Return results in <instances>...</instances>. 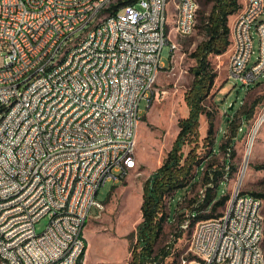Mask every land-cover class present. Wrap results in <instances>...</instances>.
<instances>
[{
    "label": "built area",
    "instance_id": "1",
    "mask_svg": "<svg viewBox=\"0 0 264 264\" xmlns=\"http://www.w3.org/2000/svg\"><path fill=\"white\" fill-rule=\"evenodd\" d=\"M170 1L177 6L0 0V264H83L85 224L93 207H105L98 192L133 169L141 102L153 92L164 46L177 47L166 32ZM108 7L118 17L108 18ZM198 10L199 0H184L182 36L192 34L190 11ZM263 14L264 0H245L231 26L228 72L246 86L264 76ZM66 46H74L72 66L50 72ZM262 205L235 190L222 214L196 223L181 264H264Z\"/></svg>",
    "mask_w": 264,
    "mask_h": 264
},
{
    "label": "rangeland",
    "instance_id": "2",
    "mask_svg": "<svg viewBox=\"0 0 264 264\" xmlns=\"http://www.w3.org/2000/svg\"><path fill=\"white\" fill-rule=\"evenodd\" d=\"M240 2L244 5L245 0ZM213 3L209 0H199L196 29L187 36L177 33L175 8L171 1L168 4L170 37L176 42L177 47L171 50L169 44L164 46L162 66L159 68L153 92L149 101L143 99L141 102L136 167L119 182L107 181L98 192L97 197L104 202L105 207L103 209L93 207L85 224L84 234L88 247L83 264H129L132 258L131 235L142 220L141 205L145 181L162 165L180 131V120L189 115L190 108L185 96L197 75L195 72L197 60L192 53L207 37L205 18L210 13ZM236 16L237 12L229 16L230 27ZM262 16L264 18V14ZM254 34L251 63L256 61L259 53V36L256 31ZM209 61L211 69L217 76L205 100V111L200 116L197 134L184 145V152L187 154L194 148L203 160L204 170L210 164L226 169L228 174L224 175V181L219 186V196L228 193L231 198L237 189L242 192L264 193V120L256 133L245 168L247 148L253 129L264 112V76L251 86L228 77V49L221 54H210ZM233 102L234 107L229 110V105ZM254 103L257 104L252 117L246 120L245 112L250 110ZM208 112L215 116L214 145L209 144L210 137H207ZM231 136L235 141L231 147V154H228L227 149L221 148V144ZM211 149L213 153H210ZM229 163L235 165V170L230 173ZM256 165L263 167L257 168ZM203 191L202 173H199L198 182L176 196L167 198L163 210L167 212L169 219L165 224L164 235L156 246V251L159 252L161 248L167 249L173 243L165 263L181 264L182 257L189 252L196 224L192 226L188 219L181 227L178 220L183 212L185 216L186 214L189 216V200L199 198ZM228 202L229 200L225 206L219 207L217 212L223 213ZM262 213L264 215V198ZM49 222L50 216H44L36 223L37 231L42 232ZM186 223L188 226L184 227ZM181 228L182 236L176 239V233H179Z\"/></svg>",
    "mask_w": 264,
    "mask_h": 264
},
{
    "label": "trees",
    "instance_id": "3",
    "mask_svg": "<svg viewBox=\"0 0 264 264\" xmlns=\"http://www.w3.org/2000/svg\"><path fill=\"white\" fill-rule=\"evenodd\" d=\"M209 1L214 3L205 18L207 37L197 45L192 53L197 60V69L195 70L197 75L185 96L190 108L189 115L180 120V131L162 165L145 181L141 205L142 220L131 235L133 237L131 240L132 258L129 264H169L165 263V259L170 255L173 243L167 249L161 248L159 252L156 251V246L164 235L165 224L169 219L163 207L166 205L168 197H174L198 182L199 173H202L204 191L199 198L189 200L190 214L185 216L184 212L181 213L178 220L181 227L183 222L188 219L194 226L199 220L222 214L217 212V209L225 206L230 199L228 193L218 195L224 175L228 174L226 169L210 164L204 170L203 160L194 148L187 154L184 152V145L197 134L200 116L205 111V100L210 94L217 76L216 72L211 69L209 55L212 53L221 54L229 48L231 33L229 16L238 13L243 8L240 0ZM256 104L254 103L251 109L245 112L246 120L252 117ZM228 109L230 110V105ZM207 116L209 122L207 137H210L209 144L214 145L215 116L212 112H208ZM234 141V137H229L225 143L221 144V148L228 150ZM210 153H213V149L210 150ZM256 167L262 168L263 165H256ZM229 168H231L230 173L235 170V165L229 163ZM195 169H197L196 172ZM248 192L264 198L263 192ZM182 232L183 228L179 233H176V239L182 236Z\"/></svg>",
    "mask_w": 264,
    "mask_h": 264
},
{
    "label": "bare ground",
    "instance_id": "4",
    "mask_svg": "<svg viewBox=\"0 0 264 264\" xmlns=\"http://www.w3.org/2000/svg\"><path fill=\"white\" fill-rule=\"evenodd\" d=\"M174 8H175V17H174L175 18V29L177 33H180L178 29H179V25H183L182 8H184V0H177V6H175ZM197 15H198L197 11H190V21L196 22L195 26L192 28V33L196 29ZM2 16H3V9H0V20ZM107 16L108 18L118 17V7H108ZM166 32L168 33V36L170 37L169 22L166 25ZM180 35L182 34L180 33ZM173 43L176 44L175 41H173ZM73 53H74V46L64 47V51H60L59 58L55 59V64H50V72H57V68H64L66 66H72ZM37 66H39V68H46V66H48V59H37ZM228 77H230V72L228 74ZM0 83H1V76H0ZM3 114H10V107H3ZM263 120H264V112L258 118L256 125L253 129V135L249 141L248 148H247V153H248L247 159L253 149L256 133L261 127ZM140 121H141V117H136L134 127H132V141H137L138 139ZM247 162L248 160H246L245 162V168L247 166ZM136 163H137V157H134L132 161V168L136 167ZM261 230H264V223H261ZM193 238H194V234H193Z\"/></svg>",
    "mask_w": 264,
    "mask_h": 264
},
{
    "label": "water",
    "instance_id": "5",
    "mask_svg": "<svg viewBox=\"0 0 264 264\" xmlns=\"http://www.w3.org/2000/svg\"><path fill=\"white\" fill-rule=\"evenodd\" d=\"M234 104H235V102H233V103L230 104V109H233ZM246 160H248V159H246ZM247 163H248V162H247ZM243 175H244V171H243V173H242V175H241V177H240V179H239V182H240V183L242 182Z\"/></svg>",
    "mask_w": 264,
    "mask_h": 264
},
{
    "label": "crops",
    "instance_id": "6",
    "mask_svg": "<svg viewBox=\"0 0 264 264\" xmlns=\"http://www.w3.org/2000/svg\"><path fill=\"white\" fill-rule=\"evenodd\" d=\"M141 122V121H140ZM138 135H139V133H138Z\"/></svg>",
    "mask_w": 264,
    "mask_h": 264
}]
</instances>
